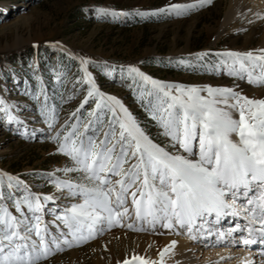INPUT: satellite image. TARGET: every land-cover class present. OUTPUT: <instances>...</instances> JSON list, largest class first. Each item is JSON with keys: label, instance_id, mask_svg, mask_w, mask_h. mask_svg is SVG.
I'll use <instances>...</instances> for the list:
<instances>
[{"label": "snow or ice", "instance_id": "6c2138e0", "mask_svg": "<svg viewBox=\"0 0 264 264\" xmlns=\"http://www.w3.org/2000/svg\"><path fill=\"white\" fill-rule=\"evenodd\" d=\"M208 3L211 0L166 4L150 12L104 8L95 11L113 17L184 15ZM255 15L264 18V14ZM51 46H58L71 56L58 41ZM206 54L193 55L199 58ZM215 55L229 75L246 73L249 83L264 85V49H259L258 54L224 51ZM72 59L79 60L82 77L78 75L76 83L85 84L86 92L77 109L69 113V119L50 138L56 142L55 151L66 156L71 165L53 171L76 173L79 180L61 179L53 172L45 175L58 192L79 198L80 202L63 210L49 209L54 219L44 221L43 202L55 201L57 197L33 193L23 181L0 171V185L7 182L8 189L7 197L0 193V264H42L55 252L91 239L105 226L134 231L147 225L169 230L179 227L187 229L195 240L192 232L198 222L196 230L207 231L211 236L212 232L204 226L228 216H243L245 222L229 228L228 235L239 230L244 245L257 236L264 244V99L245 97L230 87L164 82L134 65L122 66V72L139 82V87L150 86L143 103L156 122L159 135L170 144L172 151H168L153 142L119 99L98 90L86 67L96 62L85 57ZM55 78L59 81L62 74L57 72ZM92 99L94 107L87 114V122H82L79 113ZM12 107L0 99L5 123L20 122L18 115L10 112ZM39 111L52 128L56 111L48 106L46 94ZM13 182L23 186L25 195L13 198ZM6 198L15 215L3 203ZM129 198L130 208L125 207ZM133 211L135 222L126 223ZM57 221L66 232L59 225L56 233L49 230L48 225ZM243 233L248 234L247 238ZM223 238L221 232L217 240ZM175 244L171 240L159 250L156 259L133 254L117 260V264H164L165 255Z\"/></svg>", "mask_w": 264, "mask_h": 264}, {"label": "rangeland", "instance_id": "374dc122", "mask_svg": "<svg viewBox=\"0 0 264 264\" xmlns=\"http://www.w3.org/2000/svg\"><path fill=\"white\" fill-rule=\"evenodd\" d=\"M194 2L0 0V99L13 105L10 112L18 115L20 121L5 123L7 118L0 113V171L23 181L33 193L57 197L55 201L43 202L44 221L54 219L49 209L63 210L72 203L80 202L79 198L58 192L45 175L53 172L61 179L79 180L76 173L53 171L71 165L66 156L55 151L56 142L50 138L69 119V113L77 109L86 92L85 84L76 83V77H82V73L79 72V60L72 57H85L96 62L86 67L98 90L119 99L145 133L168 151H172L170 144L159 135L160 130L143 103L148 98L150 86L139 87V82L132 81L122 72V66L134 65L153 79L183 85L236 86L245 76L246 73L229 75L215 53L249 52L248 49L258 43L262 34L259 33L251 44L241 48L245 33L255 22L237 28L245 20H225L227 0H211V3L194 7L184 15L163 13L144 17L135 14L113 17L95 11L104 8L116 12H131L134 9L150 12L166 4ZM251 2L254 3L253 0ZM57 41L71 56L61 52L58 46H51ZM34 44L36 47H33ZM201 52L207 54L199 58L193 55ZM57 72L62 74L59 81L55 78ZM44 94L48 96V106L56 111L52 128L44 122L39 111L44 103ZM94 104L92 99L82 108L79 113L82 122H87V114ZM71 119L74 120L75 116ZM60 134L63 135V132ZM10 191L13 198L25 195L23 186L15 182ZM0 193L7 197V182L0 185ZM3 203L16 214L10 200L6 198ZM130 203L129 198L125 207L130 208ZM134 222L133 211L126 223ZM57 225L62 231H67L59 221L48 225L49 230L56 233ZM160 233L157 227L151 225L144 226L141 231L105 226L91 239L55 252L42 264H95L100 258L104 264H112L122 254L131 258L139 241L136 236L157 237L163 234ZM225 237L230 239L228 235ZM235 241L232 238L231 242ZM151 244L154 245L155 241ZM136 255L145 257L142 253ZM148 256L146 258L152 257Z\"/></svg>", "mask_w": 264, "mask_h": 264}, {"label": "bare ground", "instance_id": "6f19581e", "mask_svg": "<svg viewBox=\"0 0 264 264\" xmlns=\"http://www.w3.org/2000/svg\"><path fill=\"white\" fill-rule=\"evenodd\" d=\"M251 1L227 0L225 20L229 19L232 22L239 18L245 20L237 28H244L249 22H255L250 30L245 33L241 48L251 44L255 36L261 33L262 35L259 37L258 43L251 49H248L254 54H258L259 49H264V18H258L255 14H264V0H253L254 3ZM253 74L256 75L258 73L253 71ZM227 87L233 88L234 91L251 99H264V85L249 83L247 74L241 78L238 85H228ZM233 116L234 118H238L236 112H233ZM233 138L235 139V137ZM153 142L156 143L155 141ZM223 219L214 225L209 223L204 226L212 232L211 236L208 235L207 231L196 230L199 227L198 222L197 225H194L192 232L197 237L195 240L190 238L187 229L176 227L169 230L157 225V229L163 234L157 237L150 235L136 236L139 241H137L133 254L142 253L145 257H149L148 255L150 254L152 256L151 259H156L159 250L171 240H175L176 244L172 251L164 257V264H245L247 261H252V264H264V255H262L264 253V244L259 241L258 237H255L252 243L244 245L240 242L241 232L236 230L238 231L236 233L238 236H235L234 239L239 240V242H231L232 237L230 238V236L228 237L230 238L229 240L226 237L219 241L217 239L213 240L214 237L216 238L217 233L223 232L225 236L228 234L229 228H235L233 226H236L237 223L241 225L245 223L243 216H240L237 220H234V216L225 217L224 220H231L227 224H224ZM247 235V233H243L244 238ZM153 241H155L154 245L151 244ZM93 243L96 244L95 241ZM124 257L123 254L119 258L116 257L112 264L117 263V260H121ZM95 264H104L103 259H96Z\"/></svg>", "mask_w": 264, "mask_h": 264}]
</instances>
